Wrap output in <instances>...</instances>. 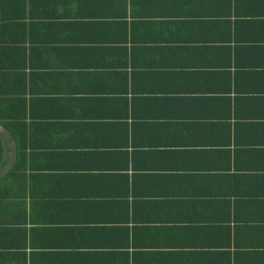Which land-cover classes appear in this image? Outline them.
I'll list each match as a JSON object with an SVG mask.
<instances>
[{
  "label": "crops",
  "instance_id": "crops-1",
  "mask_svg": "<svg viewBox=\"0 0 264 264\" xmlns=\"http://www.w3.org/2000/svg\"><path fill=\"white\" fill-rule=\"evenodd\" d=\"M3 1L24 264H264V0Z\"/></svg>",
  "mask_w": 264,
  "mask_h": 264
},
{
  "label": "trees",
  "instance_id": "trees-1",
  "mask_svg": "<svg viewBox=\"0 0 264 264\" xmlns=\"http://www.w3.org/2000/svg\"><path fill=\"white\" fill-rule=\"evenodd\" d=\"M0 0V8L4 5ZM13 17L0 15V22L5 23L0 32L12 29ZM15 40H13V43ZM12 43V41H11ZM5 55L0 58V124L12 137L16 148L15 161L10 170L0 177V264H24V245L19 246V224L16 222V212L19 211L15 199L16 172L19 165V99L16 98L17 90L13 89L15 74V51L7 48ZM5 63V65H4ZM3 65L6 70H3ZM4 153V144L0 139V163ZM22 252V253H19ZM21 257V258H19Z\"/></svg>",
  "mask_w": 264,
  "mask_h": 264
}]
</instances>
